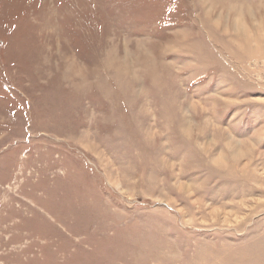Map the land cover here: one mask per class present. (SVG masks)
Segmentation results:
<instances>
[{
  "label": "rangeland",
  "instance_id": "1",
  "mask_svg": "<svg viewBox=\"0 0 264 264\" xmlns=\"http://www.w3.org/2000/svg\"><path fill=\"white\" fill-rule=\"evenodd\" d=\"M0 264H264V0H0Z\"/></svg>",
  "mask_w": 264,
  "mask_h": 264
}]
</instances>
